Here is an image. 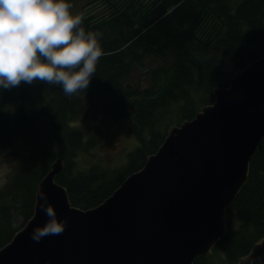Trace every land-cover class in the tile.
I'll return each instance as SVG.
<instances>
[{"label": "trees", "instance_id": "trees-1", "mask_svg": "<svg viewBox=\"0 0 264 264\" xmlns=\"http://www.w3.org/2000/svg\"><path fill=\"white\" fill-rule=\"evenodd\" d=\"M137 4L98 21L81 15L85 31L102 34L105 53L88 89L71 97L40 82L0 89V158L18 138L35 143L0 186V248L33 215L39 182L56 158L62 169L55 181L71 204L95 207L143 167L171 126L192 119L214 101L215 87L228 86L235 72L264 56V0H239L233 8L226 0ZM82 110L129 120L137 144L122 166L78 167V154L102 140L99 126L79 122ZM225 225L223 237L193 264H236L264 236V137Z\"/></svg>", "mask_w": 264, "mask_h": 264}, {"label": "water", "instance_id": "water-1", "mask_svg": "<svg viewBox=\"0 0 264 264\" xmlns=\"http://www.w3.org/2000/svg\"><path fill=\"white\" fill-rule=\"evenodd\" d=\"M212 93L95 207L71 204L55 181L57 158L39 182L33 215L0 248V264H193L206 254L225 233V211L264 137V56ZM41 193L67 227L37 243L31 233L47 220ZM236 264H264V236Z\"/></svg>", "mask_w": 264, "mask_h": 264}, {"label": "clouds", "instance_id": "clouds-1", "mask_svg": "<svg viewBox=\"0 0 264 264\" xmlns=\"http://www.w3.org/2000/svg\"><path fill=\"white\" fill-rule=\"evenodd\" d=\"M71 8L67 0H0V89L40 82L71 97L89 88L105 55L102 34L85 31L82 16ZM40 198L47 220L31 233L37 243L67 227V218H57L47 195Z\"/></svg>", "mask_w": 264, "mask_h": 264}, {"label": "rangeland", "instance_id": "rangeland-1", "mask_svg": "<svg viewBox=\"0 0 264 264\" xmlns=\"http://www.w3.org/2000/svg\"><path fill=\"white\" fill-rule=\"evenodd\" d=\"M152 1L153 0H70L67 2L72 4L70 11L73 15L81 16L84 14L82 16H85L89 14L94 16L93 21H98L100 18H107L114 11L118 12L123 8L130 13L133 10L132 6L136 4L134 6V8H136L139 2L143 3L144 7H149L152 5ZM238 1L239 0H226V3L229 7L233 8ZM140 72L144 73L145 67H139L137 75L141 77ZM80 119L79 122L84 125L90 123L99 126L102 140L88 152L78 154V167L83 169L87 168L92 162H98L112 168L122 166L127 152L131 151L137 144L134 136L129 131V120L125 118L112 120L103 115L86 110H82ZM179 124L174 126H178ZM174 126H171L170 129ZM38 128H41V125H39ZM34 144L35 143L29 137L18 138L14 141L9 150L2 155L0 158V180L4 182L0 183V186L7 181L12 170H14L21 158L24 157L25 153H27ZM52 149L58 151L57 146H53ZM20 222L21 219H18L19 224Z\"/></svg>", "mask_w": 264, "mask_h": 264}]
</instances>
